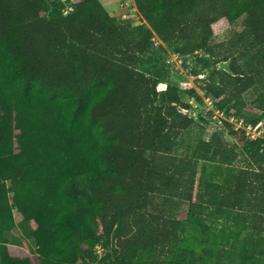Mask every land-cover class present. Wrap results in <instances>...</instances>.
Returning <instances> with one entry per match:
<instances>
[{"label": "trees", "instance_id": "16d2710c", "mask_svg": "<svg viewBox=\"0 0 264 264\" xmlns=\"http://www.w3.org/2000/svg\"><path fill=\"white\" fill-rule=\"evenodd\" d=\"M135 2L140 23L102 0H0V264H71L98 243L107 264H264V136L227 119L264 118V0ZM164 43L203 52L192 74L208 71L235 142L215 131L176 152L196 120L164 82ZM29 222L36 252L7 237Z\"/></svg>", "mask_w": 264, "mask_h": 264}, {"label": "rangeland", "instance_id": "374dc122", "mask_svg": "<svg viewBox=\"0 0 264 264\" xmlns=\"http://www.w3.org/2000/svg\"><path fill=\"white\" fill-rule=\"evenodd\" d=\"M102 2L119 20H130L134 23H140L143 20L135 0H102ZM243 21L244 16L240 17L231 27L218 32L212 38V42L215 43L231 38L237 31L243 29ZM162 55L167 59V67L171 71L169 77L164 79V82L178 89L183 101L189 103L191 106V110H189L188 113L193 115L196 120V123L186 129L179 137L176 152L183 155L191 154L199 139L209 138L215 131H220L229 141L235 142L229 130L224 127V123L219 121V115H216L213 110L209 109V106L204 100V90L201 88L202 82L199 79L204 78L208 71L203 70L201 76L192 74L193 67L196 66V60L203 55V52L180 54L174 47L165 44V50L162 51ZM228 65V61L218 63V67L222 68H228ZM256 95L257 91L254 88H250L245 92V98L248 102L252 101ZM261 114L262 111L260 109L253 108L246 109L241 115L244 117L245 121L253 122V120ZM262 121L264 123V118ZM238 163L243 164L241 158ZM204 165H207L208 170H214L213 163L199 160V171L202 170ZM10 197L11 201L15 202V195L13 192L10 193ZM177 201H175L173 205L175 210L188 208V201L182 199ZM15 216L17 221H19L20 216L18 211L15 212ZM35 227L36 224L34 222L27 223L25 227L18 224L16 228L8 233L7 237L9 242L17 243L30 252H36L37 243L31 234ZM113 250L114 247L111 246L109 252L113 253Z\"/></svg>", "mask_w": 264, "mask_h": 264}, {"label": "built area", "instance_id": "2783aa9c", "mask_svg": "<svg viewBox=\"0 0 264 264\" xmlns=\"http://www.w3.org/2000/svg\"><path fill=\"white\" fill-rule=\"evenodd\" d=\"M70 9H72V6L68 7L66 9V12ZM157 38L155 37V39H157ZM205 102L209 106V109L213 110L216 115H219V121L221 123H223V118H225L224 112L215 108L213 98L211 96H207V97H205ZM227 119L234 125V128L245 130L246 134L251 139H256L258 137L264 136V126H263L262 121L257 123V124H254L252 122L245 121L244 117L236 116V115H231ZM16 211H18L17 208H15V212ZM104 258H105V251L103 248V244L98 243L95 246V257H94V259H82V258H80L71 264H107V262H106V260H104Z\"/></svg>", "mask_w": 264, "mask_h": 264}, {"label": "water", "instance_id": "95a60500", "mask_svg": "<svg viewBox=\"0 0 264 264\" xmlns=\"http://www.w3.org/2000/svg\"><path fill=\"white\" fill-rule=\"evenodd\" d=\"M180 109H181L183 112H185V113H188V112H189V110L186 109V108L181 107Z\"/></svg>", "mask_w": 264, "mask_h": 264}]
</instances>
